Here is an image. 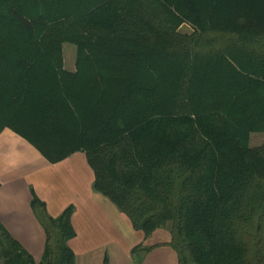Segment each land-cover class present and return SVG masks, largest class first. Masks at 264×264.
<instances>
[{"label": "trees", "instance_id": "trees-1", "mask_svg": "<svg viewBox=\"0 0 264 264\" xmlns=\"http://www.w3.org/2000/svg\"><path fill=\"white\" fill-rule=\"evenodd\" d=\"M5 128L52 163L84 152L94 189L146 237L167 228L178 264H264V142L249 144L264 133V0H0ZM31 207L41 261L0 222V264H75L73 207Z\"/></svg>", "mask_w": 264, "mask_h": 264}, {"label": "crops", "instance_id": "crops-1", "mask_svg": "<svg viewBox=\"0 0 264 264\" xmlns=\"http://www.w3.org/2000/svg\"><path fill=\"white\" fill-rule=\"evenodd\" d=\"M94 171L86 154L77 151L52 163L28 140L10 128L0 131V222L39 263L46 234L31 207L33 196L45 203L52 217L72 206L75 236L68 244L75 264H178L176 251L167 243L168 230L159 228L146 237L129 217L93 187ZM138 244L152 246L132 253Z\"/></svg>", "mask_w": 264, "mask_h": 264}, {"label": "rangeland", "instance_id": "rangeland-1", "mask_svg": "<svg viewBox=\"0 0 264 264\" xmlns=\"http://www.w3.org/2000/svg\"><path fill=\"white\" fill-rule=\"evenodd\" d=\"M182 32H191L192 28L188 24L182 25ZM63 57H64V66L67 70H75V59H76V47L71 43L63 44ZM264 142V133H253L250 135L249 144L251 146H256ZM167 230V228H163Z\"/></svg>", "mask_w": 264, "mask_h": 264}]
</instances>
